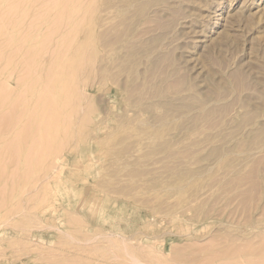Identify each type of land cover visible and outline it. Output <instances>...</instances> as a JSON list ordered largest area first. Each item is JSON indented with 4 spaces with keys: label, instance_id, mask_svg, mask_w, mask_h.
<instances>
[{
    "label": "rangeland",
    "instance_id": "rangeland-1",
    "mask_svg": "<svg viewBox=\"0 0 264 264\" xmlns=\"http://www.w3.org/2000/svg\"><path fill=\"white\" fill-rule=\"evenodd\" d=\"M0 67V264H264V0H0Z\"/></svg>",
    "mask_w": 264,
    "mask_h": 264
},
{
    "label": "bare ground",
    "instance_id": "bare-ground-1",
    "mask_svg": "<svg viewBox=\"0 0 264 264\" xmlns=\"http://www.w3.org/2000/svg\"><path fill=\"white\" fill-rule=\"evenodd\" d=\"M10 5H11V4H10ZM11 8H12V7H11ZM14 8H16V7H14ZM23 9H24V8H23ZM4 13H5V12H4ZM82 16H83V15H82ZM79 24H82V23L80 22ZM83 24H84V23H83ZM84 25H86V24H84ZM4 27H5V26H4ZM75 27H76V26H75ZM82 29H83V28H82ZM77 31H78V30H77ZM77 31H76V32H77ZM73 32H74V31H73ZM74 34H76V33H74ZM76 35H77V34H76ZM73 36H75V35H73ZM73 36H72V38H73ZM68 44H69V42H68ZM67 47H68V46H67ZM86 52H87V51H86ZM14 55H15V54H14ZM67 58H68V57H67ZM71 58H73V57H71ZM69 59H70V57H69ZM69 59H68V60H69ZM8 60H9V59H8ZM11 60L13 61V59H11ZM26 61H27V60H26ZM66 61H67V60H66ZM72 61H73V60H72ZM8 62H9V61H8ZM6 63H7V62H6ZM6 63H5V65L8 64V63H7V64H6ZM10 63H11V62H10ZM23 63H24V62H23ZM59 63H60V61H59ZM15 64H16V63H15ZM66 64H67V62H66ZM58 65H59V64H58ZM60 65H62V64H60ZM67 66H68V65H67ZM70 67H71V66H70ZM0 68H1V67H0ZM60 68H61V67H60ZM65 68H66V67H65ZM62 69H63V68H62ZM9 70H10V69H9ZM55 70H56V69H55ZM64 70H65V69H64ZM33 71H34V70H33ZM35 71H36V70H35ZM46 72H47V71H46ZM57 72H58V70H57ZM34 73H35V72H34ZM61 73H62V72H61ZM25 74H26V73H25ZM25 74L22 75V78H23V76H24ZM27 75H28V73H27ZM27 75H26V76H27ZM40 76H41V75H40ZM52 76H53V75H52ZM55 76H56V75H55ZM60 76H62V75H60ZM37 77H39L38 74H37ZM37 77H36V78H37ZM58 77H59V75H58ZM51 78H52V77H51ZM51 78H50V81H51ZM69 78H70V77H69ZM1 80H2V79H1ZM5 80H6V79H5ZM5 80H4V81H5ZM19 80H20V79H19ZM33 80H34V79H33ZM38 81H39V80H38ZM50 81H49V82H50ZM31 82H32V80L30 81V83H31ZM59 82H60V81H59ZM45 83H46V82H45ZM50 83H51V82H50ZM64 83H65V85H66V82H64ZM65 85H64V87H65ZM38 87H39V86H38ZM42 87H43V86H42ZM47 87H48V86H47ZM64 87H63V89H64ZM29 88H30V87H29ZM51 88H52V87H51ZM24 91H25V89H24ZM51 91H52V89L50 90V92H51ZM68 91H69V90H68ZM19 92H20V91H19ZM50 92H49V93H50ZM63 92H64V90H63ZM65 92H66V91H65ZM69 92H70V91H69ZM20 93H22V94H26V93H24V92H20ZM43 94H44V93H43ZM50 94H51V96H52V93H50ZM50 94H49V95H50ZM51 96H47V97H48V101H49V98H50ZM29 97H30V96H29ZM29 97H28V98H29ZM47 97H45V98H47ZM66 99H67V98H66ZM66 99H65V100H66ZM29 100H30V99H29ZM44 100H45V99H44ZM44 100H42V101H44ZM53 100H55V96H54ZM38 101H40V100H38ZM45 101H46V100H45ZM45 101H44V102H45ZM35 102H36V103H34V106L37 105V101H36V100H35ZM53 102H54V101H53ZM56 102H57V101H56ZM64 102H65V101H64ZM35 104H36V105H35ZM57 104H58V103H57ZM57 104H55V105H57ZM63 104H64V103H63ZM34 106H32V107L34 108ZM57 106H58V105H57ZM64 106H65V105H64ZM38 107H39V106H38ZM43 107H44V105H43ZM43 107H41V108L43 109ZM49 107H50V104H49ZM49 107H48V108H49ZM60 107H61V106H60ZM33 108H32V109H33ZM41 108H40V110H41ZM60 109H62V107H61ZM36 110H37L36 108L33 109V111H35V112H36ZM40 110H39V112H41ZM45 110H47V109H45ZM45 110H44L43 112H44V113L46 112V113L48 114V111H45ZM30 111H31V110H30ZM49 111H51L50 108H49ZM55 111H56V109H55ZM55 111H54V112H55ZM31 113H33V112L31 111ZM44 113H43V116L46 114V113H45V114H44ZM49 113H50V112H49ZM47 114L45 115V119H44V118H42V119H44V120L48 119V117L46 118V116H49V115H47ZM11 115H12V114H11ZM34 115H37V114H34ZM39 115H40V114H39ZM39 115H38V116H39ZM29 116L31 117V115H29ZM40 116H41V115H40ZM40 116H39V117H40ZM56 116H57V115H56ZM34 117H36V116H34ZM34 117H33V118H34ZM39 117H38V118H39ZM2 118H3V117H1V119H2ZM19 118H20V117H19ZM49 119H50V118H49ZM49 119H48V120H49ZM55 119H56V118H55ZM7 120H8V119H7ZM10 120H11V119H10ZM10 120H9V121H10ZM26 120H27V119H26ZM34 120H35V118H34ZM16 121H17V120H16ZM42 121H43V120H42ZM42 121H41V122H42ZM56 122L58 123V121H56ZM54 124H55V123H54ZM8 125H9V124H8ZM55 126H56V125H55ZM55 126H54V127H55ZM5 128H7V127H5ZM26 129H27V128H26ZM48 129H49V128H48ZM66 129H67V128H66ZM19 130H20V129H19ZM21 130H22V129H21ZM56 130H57V129H56ZM56 130H54V131H56ZM35 131H36V130H35ZM57 131H58V130H57ZM62 132H63V131H62ZM67 132H68V131H67ZM26 133H27V132H26ZM56 134H57V133H56ZM66 134H67V133H66ZM15 135H16V134H15ZM20 135H21V134H20ZM20 135H18V136H20ZM24 135H25V134H24ZM45 135H46V134H45ZM45 135H44V136H45ZM18 136H17V137H18ZM22 136H23V135H22ZM28 136H29V135H28ZM38 137H39V136H38ZM49 137H50V136H49ZM22 138L24 139V137H22ZM12 139H13V138H12ZM14 139H15V137H14ZM55 140H56V139H55ZM42 142H43V140H42ZM46 142H47V141H46ZM60 143H61V142H60ZM60 143H59V144H60ZM61 151H62V150H61ZM29 152H30V151H29ZM31 152H32V151H31ZM48 152H49V151H48ZM32 156H33V155H32ZM6 159H8V158H6ZM4 164H5V163H4ZM4 164H2V167H3ZM4 166H5V165H4ZM2 167H1V168H2ZM1 168H0V172H1V173H2V171L5 172V171L2 170ZM3 169H6V168L4 167ZM12 172H13V171H12ZM1 173H0V176H1ZM2 175H4V174L2 173ZM12 182H13V181H12ZM12 185H13V183H12ZM11 187H12V186H11ZM12 190H13V188H12Z\"/></svg>",
    "mask_w": 264,
    "mask_h": 264
}]
</instances>
